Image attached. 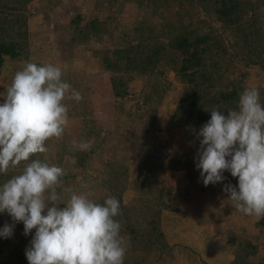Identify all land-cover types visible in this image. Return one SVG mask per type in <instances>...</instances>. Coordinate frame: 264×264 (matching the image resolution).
<instances>
[{
    "label": "trees",
    "instance_id": "trees-1",
    "mask_svg": "<svg viewBox=\"0 0 264 264\" xmlns=\"http://www.w3.org/2000/svg\"><path fill=\"white\" fill-rule=\"evenodd\" d=\"M44 1L0 0V93L12 82H3L5 74L12 72L14 77L27 62L35 63L31 61L33 54L41 51L30 46L33 33L28 20L31 9ZM49 1L54 5L57 0ZM126 3L138 7L139 13L125 27L121 16ZM93 9L88 19L80 14L72 17L64 38L67 51L83 47L102 77L89 82L87 93L82 95H88L84 97L88 104L92 99L101 101L99 95L111 99L113 103L106 101L113 104L112 113L107 110L111 123L135 129L129 134L131 138L120 139L116 133L121 156L112 162L101 158L100 170L92 167L91 160L100 156L105 141L100 137L102 128L93 120L87 131L75 128L66 131L69 138L64 132L62 137L46 141L48 152L30 160L40 159L64 169L58 191L71 187L78 192L91 191L98 203L107 196L120 201L115 219L126 242L124 264H148L153 256L158 262L175 264L177 253L191 264H201L203 244L218 235H223L228 248V264H264V217L235 209L223 191L227 183L238 187V178L230 172L223 173V183L204 186L195 162L198 146L189 143L195 140L190 126L198 132L211 119L213 107L235 109L245 87H256L264 105V0H95ZM121 24L122 36L118 32ZM104 39L109 42L107 47H87ZM70 55L69 61H74L73 53ZM53 58L47 56V63L54 64ZM69 63L54 65L64 70L65 66L72 67ZM135 77H147L148 82L139 109L132 113L126 99ZM174 88L179 95L171 103L168 96L174 94ZM69 100L64 101L67 106ZM171 130L176 131V139L190 146L187 155L191 157L168 151ZM82 138L86 144L80 142ZM24 166L22 162L0 174V184L19 174ZM175 173H182L187 181L176 187L183 190L180 197L196 209L183 211L166 201L165 197H174V186H168L167 176ZM84 184L87 189L82 188ZM62 194L66 200L69 194ZM193 221L195 242H182L178 234L184 235ZM210 226L219 234L199 237V233L204 234L200 228ZM26 248L10 246L0 236V264H26Z\"/></svg>",
    "mask_w": 264,
    "mask_h": 264
},
{
    "label": "clouds",
    "instance_id": "clouds-1",
    "mask_svg": "<svg viewBox=\"0 0 264 264\" xmlns=\"http://www.w3.org/2000/svg\"><path fill=\"white\" fill-rule=\"evenodd\" d=\"M62 76L58 65L27 62L0 93V174L25 162L19 174L0 184V213L13 221L5 223L0 236L12 237L16 222H23L25 236L35 229L25 250L29 264H124L126 242L115 219L120 201L107 196L98 203L91 191L71 187L58 191L64 169L30 160L48 152L46 141L63 136L69 123L65 99H83ZM210 113L198 132L190 126L195 140L189 143L199 142L195 162L200 180L206 187L223 183V173L230 172L238 187L227 183L223 191L235 209L264 217V105L259 90L245 87L235 109L213 107Z\"/></svg>",
    "mask_w": 264,
    "mask_h": 264
},
{
    "label": "rangeland",
    "instance_id": "rangeland-1",
    "mask_svg": "<svg viewBox=\"0 0 264 264\" xmlns=\"http://www.w3.org/2000/svg\"><path fill=\"white\" fill-rule=\"evenodd\" d=\"M94 2L95 0H57L56 4H54L56 5V7H54L53 2L51 3L49 0H45L44 4L40 2L39 5H36V7L31 9L28 20L30 30L33 33L30 39V46L32 49L38 47H40L41 49V51L38 52V55L33 54L34 59L31 61H35V63L42 65L47 63V56L54 55V64L70 62L69 65L71 64L72 67H65L72 68L73 70L69 71L67 70V68H64V70H62V79L68 80L70 82L69 85L71 86V88L76 91H79L81 95L82 93H87L85 87L89 85V82L101 80L102 77L97 75L98 70L96 68V65L90 60V55L85 50L84 51L87 54L82 51L83 47L78 46L74 50L70 49V51H67V49L69 48L66 45V39L64 38L68 30L69 20L76 14L82 15L83 19L90 18L92 13L94 12ZM122 8L123 9L121 22L124 24L125 27L130 26L131 18L135 17L139 13V9L135 5L129 3H126ZM99 15L103 16L104 14L100 13ZM207 24L208 28H210V24ZM121 25L120 28L122 29L118 32L121 33L122 36V32H124V27L123 25ZM203 29H206V27L204 26ZM108 45L109 42L104 39L102 43H91L87 47L102 48L107 47ZM70 52L73 53V56L75 57L74 61H69V57H71ZM5 76L6 78L3 79V82H7L9 84L11 80H13L11 79L13 77L12 72L6 73ZM147 82V77L134 78L132 86L133 89L130 92L128 98L126 99L128 104L127 108H130V111H132V113L139 109L138 104L141 103L142 93L146 87ZM174 90V94L169 93L168 96L171 103H174L176 96L179 95L178 89L174 88ZM85 96L88 95H82L83 99L79 102L71 99L69 100L70 102H68L69 123L65 129V137L69 138L67 130H74L75 128L77 130H86L90 128L89 126L91 125L92 120L96 121L98 128H102V133L100 137L103 138L105 142L104 144H102V153L100 154V156L95 155L96 157H93L91 162L93 168L100 170L102 168L101 158L105 159L106 161L112 162L114 158L117 159L121 156V146L118 143L116 133H119L118 137L120 136V139L123 137L131 138L129 134L133 133L135 127L118 125L115 121L111 123L110 114L107 113L108 111L112 113L111 109L113 108V101L111 99H107L104 95H99L98 98H102L100 99L101 101H94L92 99L91 102L88 104V99L85 100ZM108 100H111L112 102H110L109 105L106 104V101L108 102ZM95 105H98V107L95 108ZM83 108H85V111L82 110ZM170 113L171 108L168 109L167 116H169ZM112 124H114V126H112ZM107 131H109V133H107ZM175 134L176 131L173 130H171V132L169 133V139L171 140V144L168 147V151L170 153L177 154L178 157H191L190 154L187 155V152L190 151V146L187 147V144L184 141L176 139ZM80 142L82 144H86L87 140L85 138H82ZM196 143H198V141H196ZM196 143L194 144V147L198 146L199 148V143L198 145ZM130 144L131 143H128V145ZM198 148L195 149V156ZM186 183L187 181L182 173H175L167 176L168 186H174L171 191V194L173 193L175 198L171 197L170 195V197H165L166 201L183 211L186 210L187 207L196 209L195 206H192V204H185L182 197H180L183 196V190L178 191L176 188L180 185L183 186ZM182 188L183 187H181L180 189ZM183 211L182 215H184ZM191 215H193V213ZM207 217L208 216L206 215L205 219ZM5 223H13L12 218L6 212L1 213L0 215V229L4 227ZM196 231L197 230L195 229V221H193L190 229L187 230L184 235H178L179 237L182 236V242L192 243L195 242ZM200 231L204 232V234L199 233V237L204 236L205 233L210 238L214 235L216 236V233L219 234L218 229L212 228L211 226L208 229H206L205 227H201ZM34 234L35 229H33L32 234L25 236L23 222H16L12 237L6 240L9 241L10 246L13 245L20 248L25 246L28 247ZM169 237L175 239V237L171 234H169ZM196 244L197 247H200L202 245L201 241H199L198 239L196 240ZM191 247L194 248L193 246ZM203 251L204 254L201 258V264H228L229 252L227 246L224 243L223 235L222 237L218 235L215 239L212 240L207 239L203 244ZM155 258L156 257L154 256L150 258L148 264H164L163 261L158 262ZM188 260L190 259H186L178 253L177 256H175V264H178V262L180 264H191V260L189 261V263L187 262ZM26 264H29V261H27Z\"/></svg>",
    "mask_w": 264,
    "mask_h": 264
}]
</instances>
